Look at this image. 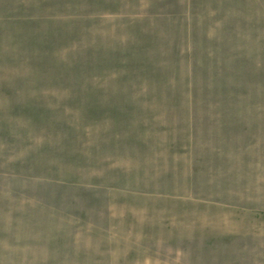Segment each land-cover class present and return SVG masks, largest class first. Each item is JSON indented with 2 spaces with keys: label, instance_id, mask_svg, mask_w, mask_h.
Masks as SVG:
<instances>
[{
  "label": "rangeland",
  "instance_id": "374dc122",
  "mask_svg": "<svg viewBox=\"0 0 264 264\" xmlns=\"http://www.w3.org/2000/svg\"><path fill=\"white\" fill-rule=\"evenodd\" d=\"M0 264H264V0H0Z\"/></svg>",
  "mask_w": 264,
  "mask_h": 264
}]
</instances>
